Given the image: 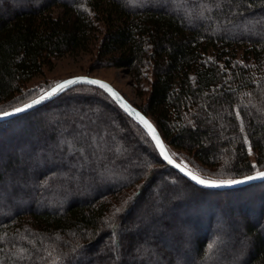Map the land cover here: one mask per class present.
<instances>
[{
  "label": "trees",
  "instance_id": "trees-1",
  "mask_svg": "<svg viewBox=\"0 0 264 264\" xmlns=\"http://www.w3.org/2000/svg\"><path fill=\"white\" fill-rule=\"evenodd\" d=\"M92 49L95 59L133 77L144 96L137 108L179 163L217 182L264 170V0H0V106L13 101L54 58ZM82 89L108 100L98 122L84 128L105 135L109 112L144 138L148 147L140 153L143 157L132 147L137 142L119 156L117 149L97 147L62 121L51 130L48 125L51 134H46L50 146L58 139L65 143L52 151L55 159L47 150L43 156L38 143L30 145L35 131L29 127L36 123L30 117ZM19 120L27 145L0 151V264H114V244L116 264H178V258L191 264H264V202L252 197L263 182L230 189L193 184L163 161L148 133L95 85L74 84L51 102L0 121V129ZM11 129L17 127L4 136ZM128 135L118 133L126 141L120 149L131 142ZM170 146L214 169L197 168ZM248 146L256 153L255 165ZM131 157L141 160L139 167L129 162ZM58 159L59 167L73 170L74 176L46 179L49 186H41L50 168L45 163ZM67 159L78 162L64 167ZM32 160L46 168L36 177L28 163ZM159 170L164 176H155ZM10 172L20 177L10 178ZM146 173V188L163 176L162 190L135 213L146 189L137 187ZM229 193L233 201L220 205L217 199ZM63 194L68 203L60 209L37 205L44 200L55 204ZM125 225L130 228L122 236ZM218 230L231 241L221 248L232 252L214 259L211 238ZM101 246L113 261L104 260Z\"/></svg>",
  "mask_w": 264,
  "mask_h": 264
},
{
  "label": "rangeland",
  "instance_id": "rangeland-1",
  "mask_svg": "<svg viewBox=\"0 0 264 264\" xmlns=\"http://www.w3.org/2000/svg\"><path fill=\"white\" fill-rule=\"evenodd\" d=\"M22 1L25 4H27L31 0H22ZM95 52L96 51L94 49L89 50V51L80 50V51H76L73 53H67V54L60 56L58 58H54L52 60V62L47 63L43 66V69L40 73H37L36 75H34L25 84V87L23 88L22 92L20 94H17L16 98L13 99V101H10V102H7V103L1 105L0 111L6 110V109L13 107L15 105H19L15 108L8 110V111L16 109V108L28 103L32 99L40 96L45 91L49 90L50 88L57 85L58 83H60L64 80H67L71 77L80 76V75L92 76V77L103 79V80L109 82L110 84H112L118 91H120L128 99V101L130 103L134 104L135 106L141 105L142 101L144 100V96L139 94V89L137 88V85H136L133 77L123 68H117V67H114L113 65H111L110 63L98 61L97 59H95ZM107 101L108 100L106 98H104L102 96V94H100L98 91H95V90L82 89V90H75L74 92H71L68 95V97H66L62 101V104L60 103V104H56L54 106L52 105V106H50L51 108L49 110H45V111L42 110L38 114H36L35 116L30 117V119H32V120L36 119V123H33L32 126L29 127V131H31V130L35 131L34 132L35 134L31 140L32 143H30V145H35L38 143L37 147H38L39 152H41V154L43 155L44 150H47L48 157H50L52 151L55 149V147H57V145L64 146L65 143L61 139H58L55 142L57 145L52 143L51 146L49 145L50 142L47 141V135L46 134L48 132L50 133L48 125H49V127L51 126V128H50V130H51L53 127H55L57 125L56 121H62V123H64L65 125H68L67 123L72 124V128H75L74 132L76 135H80L82 132H86L89 134V137L91 139V137L95 136V134H93L91 131H89L87 129V128H89L88 124L95 125L98 122V120L102 117L103 110L105 111V109H106L105 104L108 103ZM35 109H37V108H35ZM35 109H33V110H35ZM8 111H6V112H8ZM112 112H113V110H112ZM91 114H93V115L91 116ZM106 114H107L106 121L109 124V126H108L109 131L105 135L104 134L96 135L95 136L96 140L93 143L96 144L97 147L100 145L102 148L104 147V145L112 146L113 148L117 149V154L119 156H123V154L126 151L129 153L128 150H130V149H128V147H131V145H132L131 143L137 142L136 145H134L132 147H136V149L138 148L137 150L139 151V153L138 152L137 153L139 154L140 157H143L145 153H143V155H140V153H142L143 151L145 152V150H147L148 144L146 143L144 138L140 135V133L135 132L134 128L128 122H125L123 120L120 123L116 118H114L113 115L111 116V114L109 112H107ZM49 115H55V116L52 118H49L48 117ZM95 115H96V117H95ZM77 119H79V121H81V123L78 125L76 122ZM20 125L21 126L23 125V121L19 120V121H16L14 123H10L6 126H1L4 128L0 129V130H2L0 132V151L1 150L3 151V149L8 148L6 152L10 153L12 146H13L12 150H14L20 146L27 145L26 143L24 144V140L21 138V137H23L22 135L24 133H23V130H20L21 129ZM14 126L17 127V129L16 130L11 129L12 134L10 133L11 135L4 136L5 132H9V129L14 127ZM84 126H86L87 128H84ZM112 129L115 130L117 135H118V133H120V134L129 133L128 136H129V140L131 142L127 143V145H126L127 148H124V149L121 148L120 149L121 146L123 147L125 145L124 143L126 141L120 140L119 136L114 135V131L112 134ZM128 129L130 130V132H128ZM42 131L44 134L43 136H41ZM132 132L135 133V135L132 136ZM12 135L15 138L14 137L11 138ZM42 137H44V139ZM12 143H13V145H12ZM110 144H112V145H110ZM1 147L3 149H1ZM27 148L30 149L29 147H27ZM28 149L26 152L30 151ZM248 149L250 151V158L252 160V163L255 165L256 164V153L253 151L251 146H248ZM170 150L172 153L179 156V158H181L182 160H183V158H184V160H185V158L191 160L189 162L192 163L197 168L199 167L200 169L201 168L202 169H214V167L208 168L206 166L201 165L198 162H197L198 164H196L195 160H193V157L189 156L192 153H189V152L183 151V150H179L173 146H170ZM43 156H42V158H43ZM51 157L53 159H55V157L53 155H51ZM33 160H35V159H33ZM33 160H32V162H35L34 164L31 163L30 161L28 163L32 164L30 166V170H31V173H33L32 176L36 177V174L39 170L42 169L44 171L46 168L44 167V165L41 162H37V160L36 161H33ZM45 161H46V159H45ZM66 161L67 162L64 163V165H63L64 167H66V165L69 163L72 164L73 162L74 163L78 162L76 159H67ZM140 161L141 160H138L135 157H131L129 160V162H131L132 164H135V166H137V167L140 166ZM59 162L61 163V161L59 159L55 160V162L50 160L49 164L44 162L46 164V167H50V168H47L44 171V173H43V176L45 177L44 182H43L44 185H41V186L48 187L49 183H50L48 181L57 180L58 177L68 178V177L74 176V174H72L73 170H71V171L65 170L66 168L59 167V165H58ZM28 163H27V165H28ZM0 165H1V163H0ZM261 167L262 166H258L256 168V170L260 169ZM259 171H261V170H259ZM159 172L160 173L162 172L161 175L164 176V172L162 170H159L158 172L154 171V173H156L155 176H157V174ZM10 173H11L9 175L10 178L16 176L15 173H14V175L12 172H10ZM145 176H146V178L143 181H141V183L138 185L137 188H141V186H142V189L146 188V186H147V184H146L147 180L146 179H147L148 174L146 173ZM163 176H161V177H163ZM16 177H20V176L18 175ZM160 178L156 179V177H154L153 183H155V184L157 183L156 186L150 187V185H149L145 189V192H143L142 197L136 203L135 213H136V211H140V209H142L143 206L146 205L149 201L151 202L153 200V197L156 194H158L159 189L162 190L160 182H159ZM46 179H50V180L47 181ZM72 179H74V178H72ZM73 182H76V180H74ZM14 183L16 185L20 184L19 181H17V179ZM158 184H159V186H157ZM144 185H145V187H144ZM258 188H259L258 191L260 193H258L257 195L256 194L253 195V193H250V195H253L252 197H254V200L256 198L259 199V197H260V201L264 202V198H263L264 197V187L261 186ZM42 189H43V187H42ZM37 192H40V189H37ZM20 194H21V197H23L22 193H20ZM193 194H194V192H193ZM127 196H128V192H126L125 197L121 196L120 198L124 199ZM231 196H233V195H231L229 193V195L220 197L221 201H220V198L217 199V201H218V203L220 202V205L221 204L224 206L226 205L225 207H227L230 204V202L233 201V200H230V199H232ZM67 203H68V199L63 194L62 196H60L56 200L55 204L50 205L49 203H47V201L44 200L43 204L39 203L37 205H39V206H45V205L47 206L48 205L50 207L60 209L61 207L65 206ZM261 225H262V229H263L264 228V218L262 220ZM125 226L126 227L123 228L121 230V233H120V235H122V236L130 228L127 225H125ZM216 226L218 228H221L222 223L220 221H218ZM239 231L244 232V229L240 227ZM114 239H115V235H114ZM121 239H122V237H121ZM211 240L213 241L215 248L212 251V253H210V257H213L214 259H216L219 255L222 257H224V256L226 257L228 255H231V252H232L231 250H227L226 248H221V245H223L225 242H229L227 244H230L231 241L229 239H227L226 237H224L222 234H220L219 230L216 231L215 233H213ZM237 245L242 246V243H239ZM104 246H106V244H104ZM160 247L164 251H167L168 253H172V249L170 248V246H168L166 244V242L160 241ZM99 248H101L100 250L103 251L104 260L110 259V261H113L111 259V256H109L107 253H105V248L103 249V246H101ZM117 250H118L117 245L114 244V264H116V262H118V259L116 258V255H115L117 253ZM189 263H190L189 260L180 261V258H178V264H189Z\"/></svg>",
  "mask_w": 264,
  "mask_h": 264
},
{
  "label": "water",
  "instance_id": "water-1",
  "mask_svg": "<svg viewBox=\"0 0 264 264\" xmlns=\"http://www.w3.org/2000/svg\"><path fill=\"white\" fill-rule=\"evenodd\" d=\"M75 80V83L69 84L67 87H65L63 90H60L58 92H56L54 95H48L49 92L55 88L58 84H61L63 82L66 81H72ZM89 80H94V81H98L100 83H103L105 85H108L119 97L120 99H117L116 97H114L112 95L111 92L107 91L106 89H104L107 93H109V95L115 100V102L120 106V108L126 113L128 114L130 117H132L137 123H139V125L148 133V135L150 136V138L152 139V131H150L147 127H145L141 122H140V117H142L144 120H146L152 127V129L155 132V135L159 138L160 142L163 144L166 152L169 154V156L171 157V159L174 161L173 164H168L166 160L163 159L162 155V159L163 161L170 166L171 168H173L174 170H176L178 173H180L182 176H184L186 179H188L190 182H192L193 184L202 187V188H206V189H230V188H240V187H244L253 183H258V182H264V176H259L258 173L264 172V170L255 172L253 174L244 176L242 178L236 179V180H232L235 181L236 183H220L217 181H210L207 180L203 177H201L200 175H198L197 173H195L194 171L190 170L189 168H187L186 166H184L183 164L179 163L176 159L173 158V156L171 155L170 151L168 150V148L166 147L164 140L162 139V137L159 135L156 127L154 126V124L150 121V119L140 110L138 109L134 104L130 103L128 101V99L120 92L118 91L112 84H110L109 82L100 79V78H96V77H92V76H86V75H80V76H74L71 77L67 80H64L60 83H58L57 85L53 86L52 88H50L49 90L45 91L43 94H41L40 96L32 99L31 101H29L28 103L18 107L21 109H24L23 111L20 112H15V109L8 111V113H12L11 115L8 116H4L2 113L0 114V121L3 120H7L16 116H19L21 114L27 113L35 108H38L48 102H50L51 100L55 99L57 96H59L65 89H67L68 87L74 85V84H78V83H88L87 81ZM91 85H95L98 86L97 84H91ZM99 87V86H98ZM101 88V87H100ZM103 89V88H102ZM42 97H44L42 99ZM35 102V103H34ZM26 105H29L30 107L25 108ZM123 105H127L128 108L123 107ZM17 109V108H16ZM129 109L133 110V111H129ZM138 114V115H137ZM153 140V139H152ZM154 144L156 145L155 140H153ZM157 147V146H156ZM158 149V148H157ZM159 153L160 150L158 149ZM179 164L180 167H176V165ZM181 169H184L183 171H181ZM188 172H191L192 174L198 176L199 178L205 180V181H210V182H216V186H212L209 184H199L198 182L192 180L190 178L189 175H187ZM249 177H252V179H249Z\"/></svg>",
  "mask_w": 264,
  "mask_h": 264
},
{
  "label": "snow or ice",
  "instance_id": "snow-or-ice-1",
  "mask_svg": "<svg viewBox=\"0 0 264 264\" xmlns=\"http://www.w3.org/2000/svg\"><path fill=\"white\" fill-rule=\"evenodd\" d=\"M76 81L75 80H72V81H66V82H63L61 84H58L55 88H53L48 95H54L56 92L60 91V90H63L65 87H67L69 84H72V83H75ZM88 83L90 84H97L99 87L103 88V89H106L107 91L111 92L112 95L114 97H116L117 99H120V97L108 86V85H105L103 83H100L98 81H94V80H89L87 81ZM44 97H42L43 99ZM35 103V102H34ZM27 107H30L29 105H26L25 108ZM123 107L125 108H128L127 105H123ZM24 109H21V108H17L15 109V112H20V111H23ZM129 111H133L131 109H129ZM4 116H8V115H11L12 113H8V112H3L2 113ZM138 115V114H137ZM140 122L145 126L147 127L150 131H152V139L155 140L156 142V146L157 148L160 150V154L162 155L163 159L167 161L168 164H173L174 161L171 159V157L169 156V154L166 152L163 144L160 142L159 138L155 135V132L154 130L152 129L151 125L146 121L144 120L142 117H140ZM81 136L83 138H88L89 134L86 133V132H82L81 133ZM91 140L92 142H95L96 140V137L93 136L91 137ZM176 167H180L179 164L176 165ZM184 169H181V171H183ZM187 175L190 176V178L196 182H198L199 184H202V185H205V184H209V185H212V186H216V182H210V181H205L201 178H199L198 176L192 174L191 172H188ZM259 176H264V172H261V173H258ZM249 179H252V177H249ZM220 183H236L235 181H227V182H224V181H221Z\"/></svg>",
  "mask_w": 264,
  "mask_h": 264
}]
</instances>
